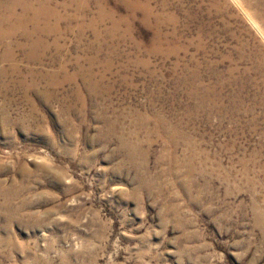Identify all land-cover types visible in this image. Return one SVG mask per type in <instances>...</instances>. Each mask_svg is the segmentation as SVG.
<instances>
[{
	"label": "rangeland",
	"instance_id": "1",
	"mask_svg": "<svg viewBox=\"0 0 264 264\" xmlns=\"http://www.w3.org/2000/svg\"><path fill=\"white\" fill-rule=\"evenodd\" d=\"M44 1L0 25V264H264V8Z\"/></svg>",
	"mask_w": 264,
	"mask_h": 264
},
{
	"label": "bare ground",
	"instance_id": "2",
	"mask_svg": "<svg viewBox=\"0 0 264 264\" xmlns=\"http://www.w3.org/2000/svg\"><path fill=\"white\" fill-rule=\"evenodd\" d=\"M47 1V0H46ZM237 1V0H236ZM250 1V0H249ZM35 2L38 4H35V9L33 8H29L28 6H25L23 8V10L21 11L20 15H16V12L12 10V7H8L7 8V16H0V25H2V23H9V21H14L16 24H18L19 26L22 25L23 23L25 22H28L30 19H29V16H27L28 13H31V15L33 16V23H37L41 18L42 16H45L46 18H48V16L50 14H52V10L49 9V7H47V4L44 0H35ZM256 5L258 3L259 6L263 7L264 8V0H256ZM254 4V2H253ZM248 5V4H246ZM255 6V5H254ZM21 7V6H20ZM252 8V7H251ZM14 9V7H13ZM254 9V8H253ZM261 11V10H260ZM264 11V9H263ZM30 15V17H31ZM29 19V20H28ZM44 19V18H43ZM252 21V20H251ZM26 25V24H25ZM33 25V24H32ZM35 25V24H34ZM16 26V25H15ZM255 26L257 27V25L255 24ZM24 27V26H23ZM38 27V24L37 26L35 27V29ZM258 28V27H257ZM9 29V28H8ZM11 30V29H10ZM15 30V29H14ZM36 31V30H35ZM260 31V30H259ZM2 32V31H1ZM13 32H10L8 30H6L3 34L6 35L7 37H10L11 34ZM263 33V32H262ZM30 34V33H29ZM28 34V35H29ZM32 34V33H31ZM30 34V36H31ZM35 35V34H34ZM262 35V34H261ZM29 36V37H30ZM264 36V35H263ZM2 37V35H1ZM12 37V36H11ZM10 37V38H11ZM2 39V38H1ZM0 39V40H1ZM31 39V38H30ZM36 41V40H35ZM34 44V43H33Z\"/></svg>",
	"mask_w": 264,
	"mask_h": 264
}]
</instances>
